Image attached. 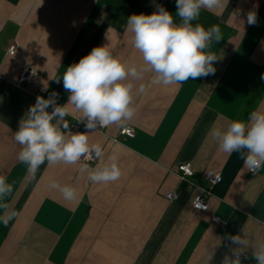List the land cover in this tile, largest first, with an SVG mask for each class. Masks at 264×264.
I'll return each mask as SVG.
<instances>
[{
    "label": "crops",
    "instance_id": "obj_1",
    "mask_svg": "<svg viewBox=\"0 0 264 264\" xmlns=\"http://www.w3.org/2000/svg\"><path fill=\"white\" fill-rule=\"evenodd\" d=\"M166 1L139 0L132 15H150ZM250 11L257 14L255 25L247 23ZM211 12L231 30L225 41L213 40L205 50L220 57L214 75L171 86L152 84L151 71L142 79L128 76L124 83L133 84L136 108L127 123L135 129L133 137L119 135V125L106 132L71 131L69 124L83 118L69 106L70 114L53 123L66 137L88 135L103 155L71 165L46 160L33 176L18 161L21 146L13 137L35 104V93L45 99L55 93V106L67 105L62 75L93 47H109L138 71L146 65L127 24L115 28L100 0H0V177L13 186L0 200L7 205L0 215L18 213L7 227L0 223V264H223L233 248L242 251L243 264H256L252 246L264 241V166L252 174L240 153L219 149L210 131L264 111V0H225ZM26 66L38 74L23 90L15 83ZM114 156L120 179L89 181V173L110 165ZM179 164H190L194 176L181 180L174 172ZM82 165H87L83 171ZM207 171L220 173L222 181L213 188L208 209L198 211L192 203L200 189H191L189 181L205 186ZM52 180L73 187L77 199L67 201L50 189ZM172 190L179 197L168 200ZM235 235L248 246L233 245L229 237Z\"/></svg>",
    "mask_w": 264,
    "mask_h": 264
},
{
    "label": "clouds",
    "instance_id": "obj_2",
    "mask_svg": "<svg viewBox=\"0 0 264 264\" xmlns=\"http://www.w3.org/2000/svg\"><path fill=\"white\" fill-rule=\"evenodd\" d=\"M224 4L225 0H176V16L182 21L179 24L174 22L173 15L162 5H157L156 11L150 15H131L127 19V29L132 33V46L142 54L146 67L138 71L113 56L109 47H93L78 62L69 65L62 75L63 88L70 94L68 104L55 106L52 99L55 93L49 99L37 96L35 104L28 110L27 118L20 121L13 137L21 146L18 161L27 165L34 176L46 160L49 165L58 162L71 165L91 152L97 158L102 156L100 143L90 145L89 137L84 133L66 137L53 120L56 117L62 120L70 114L69 106H74L82 114L81 122L86 120L88 130L112 125L124 127L136 114L133 84L124 83L128 76L142 79L143 72L151 71L155 73L152 84L171 86L214 75V63L220 57L205 50L213 40L220 42L223 39L221 29L218 25L205 29L200 24L193 26L192 22L199 18L202 9L214 11ZM247 23H257L256 12L247 14ZM60 82V79H56L57 84ZM139 91L145 94L147 89L141 85ZM49 107L53 109L51 114L47 111ZM67 127L65 123L64 128ZM210 136L222 152L229 155L240 153L246 168L253 174L264 166V111H252L247 121L234 120L226 128L213 127ZM86 168L87 165H82L81 171ZM121 175V168L114 156L110 165L92 171L88 179L93 184H106L119 180ZM49 188L58 189L67 201L77 199L76 190L68 185L61 186L52 180ZM12 190V184L0 177V200L11 194ZM0 209L6 210L7 205L0 204ZM17 215L14 210L10 213L5 211L0 215V223L7 227ZM229 239L238 247L248 246L240 235ZM241 255L242 251L233 248L231 256H225L223 264H242ZM252 257L256 264H264V241L252 246Z\"/></svg>",
    "mask_w": 264,
    "mask_h": 264
},
{
    "label": "built area",
    "instance_id": "obj_3",
    "mask_svg": "<svg viewBox=\"0 0 264 264\" xmlns=\"http://www.w3.org/2000/svg\"><path fill=\"white\" fill-rule=\"evenodd\" d=\"M16 49H17V46L15 44H12L9 47V54L14 55L16 52ZM37 74H38L37 70L34 67H31V66L23 67V69L21 70L18 76V80L15 83V85L23 90H27L29 86L35 83L37 79ZM37 96H42V95L39 92L35 93L34 94L35 102H36ZM52 110H53L52 107H49L47 111L49 112V114H51ZM85 124H86V121L81 122V121L76 120V121H72L69 124V128L71 131H80L83 128H85ZM108 128L97 127L95 130L106 132ZM119 135L133 137L135 135V129L131 124H127L124 127L120 128ZM89 156L91 157L90 159L88 158ZM96 158L97 157L95 156V153L91 152L87 154L86 156L81 157L80 160L81 162L90 163L92 161H95ZM174 172L178 174L181 180H187L190 177H193L195 174V171L190 164H179L174 169ZM204 180L206 181L205 186H202L198 182L193 181V180L189 181V187L191 189H195V188L200 189V192L195 196L193 203H192L194 209L198 211H205L208 209L209 207L208 198L212 196L213 188L222 181V175L214 171H207L204 174ZM166 197L168 200H175L179 197V193L175 190H172L167 193ZM211 220L213 222H216L222 228L226 226V222L223 221L218 216H213ZM241 261L243 264L244 263L243 255H241Z\"/></svg>",
    "mask_w": 264,
    "mask_h": 264
},
{
    "label": "trees",
    "instance_id": "obj_4",
    "mask_svg": "<svg viewBox=\"0 0 264 264\" xmlns=\"http://www.w3.org/2000/svg\"><path fill=\"white\" fill-rule=\"evenodd\" d=\"M107 7L111 15V23L117 29H122L127 24V19L132 15L139 0H100ZM163 7L168 10L174 17L175 23H182L179 17L176 16V0H167ZM193 26L200 24L205 29L211 28L213 25H218L223 34V39L226 40L230 35V28L222 23L220 19L211 11L202 9L197 20L193 21Z\"/></svg>",
    "mask_w": 264,
    "mask_h": 264
}]
</instances>
